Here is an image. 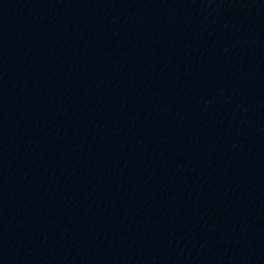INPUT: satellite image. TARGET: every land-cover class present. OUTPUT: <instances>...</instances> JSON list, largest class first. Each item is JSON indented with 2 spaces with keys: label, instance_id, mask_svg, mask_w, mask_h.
Returning <instances> with one entry per match:
<instances>
[{
  "label": "water",
  "instance_id": "water-1",
  "mask_svg": "<svg viewBox=\"0 0 264 264\" xmlns=\"http://www.w3.org/2000/svg\"><path fill=\"white\" fill-rule=\"evenodd\" d=\"M0 264H264V0H0Z\"/></svg>",
  "mask_w": 264,
  "mask_h": 264
}]
</instances>
